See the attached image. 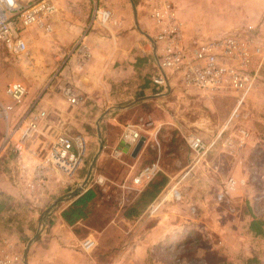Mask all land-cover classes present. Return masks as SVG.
Masks as SVG:
<instances>
[{"label": "rangeland", "instance_id": "374dc122", "mask_svg": "<svg viewBox=\"0 0 264 264\" xmlns=\"http://www.w3.org/2000/svg\"><path fill=\"white\" fill-rule=\"evenodd\" d=\"M77 1L87 3L91 13L93 0H53L59 7L75 5ZM25 39L27 54L23 56L11 57L0 46V104L11 105L8 128L12 129L25 108L37 100L51 121L55 117L51 109H57L56 106L67 115L71 111V120L77 121L81 116L78 107H69L61 94L63 85L58 73L63 58H52L51 36L34 29L25 33ZM183 39L191 38L185 35ZM173 77L177 82L173 81L171 92L166 94L162 89L159 103L154 107L164 121H151L145 115L150 111L140 109L126 116L125 121H117L118 124L98 121L97 128L92 124L91 128L82 129L90 140L86 141L88 152L82 160L81 176L95 157L89 172L93 179L90 184L97 186L93 184L94 179H103L102 186H97L99 194L91 207V215L101 221L115 215L119 218L138 197L135 189L141 185H134L132 178L142 168L157 162L162 174L154 181L163 177L167 182L172 178L180 191V201L171 199L170 187L162 193L161 189L155 205L157 198L160 200L167 194L166 198L158 208L146 212V222L116 224L120 244L144 251L143 264H245L246 259L253 260L251 264H264V237L255 236L247 227L251 215L261 222L264 231V129L258 128V121H264V92L251 90L240 101L236 94L211 95L185 90L178 86L179 78ZM11 82L26 87L27 93L19 104H12L4 95V88ZM233 113L237 117L229 120ZM128 123L143 126L139 135L149 139V154L145 158L148 164L144 159L134 163L120 147L109 146L107 142L105 130L120 137ZM3 126L0 119V140ZM240 127L252 137L241 145L237 144L236 136V129ZM189 134L200 137L208 147L198 161L191 159L184 143L183 138ZM227 137L233 141L230 146L224 143ZM115 150L122 154L116 157ZM228 179L235 181L233 190L224 188ZM220 194L223 198L218 200ZM15 198L0 195V236L17 244L23 252L37 233V221L44 220L41 213L45 210L35 212L26 194L18 193ZM190 207L194 209L192 214Z\"/></svg>", "mask_w": 264, "mask_h": 264}, {"label": "crops", "instance_id": "0c3cea01", "mask_svg": "<svg viewBox=\"0 0 264 264\" xmlns=\"http://www.w3.org/2000/svg\"><path fill=\"white\" fill-rule=\"evenodd\" d=\"M164 1L174 7L175 15L181 24L182 37L188 35L191 39L203 40L228 34L236 29L249 28L253 30L251 34L264 44V0ZM157 5L159 4L156 0H93L92 10L104 9L111 14L110 22L105 27L97 20L91 21L92 10L90 13L87 3L85 5L77 1L75 5L56 6V13L49 21L52 58L54 60L63 58L58 73L60 81L62 85L67 84L73 90L77 105L72 106L78 107L81 116L76 119L77 121L71 120V111H68L67 115L59 106H56L57 109L53 107L51 112L55 114V118L59 117L62 127H66L84 142L83 161L87 156L86 141L89 142L90 136L82 129L91 128L92 124L97 128L98 121L100 124L104 121L118 124L117 121H125L126 116L142 110L150 111L147 114L145 112V115H148L151 121H164L160 120L154 107L159 103L160 92L163 90L166 94L171 92L173 81L175 83L177 81L176 77H170L163 87L152 84V78L160 72L155 54L147 43H153L158 31L149 17L150 9ZM28 31H34V28ZM78 40L88 53L87 60L80 69L77 65V53L73 48ZM254 67L255 63L251 69L254 70ZM178 86H181L179 81ZM257 90L264 92V64L255 75L252 91ZM262 104L264 105L263 102ZM258 122V128L263 131L264 121ZM3 131L4 126L1 136ZM104 133L108 137L109 146L113 144L120 147L134 163L144 159L148 164L145 159L149 154L147 142L143 141L142 143L146 145L142 144L139 149L135 148L142 138L128 146L122 144L118 135L114 136L111 131L105 130ZM247 134L244 144L252 139L248 131ZM14 167L11 155L3 152L0 156V195L4 194L15 200L18 193L26 194L33 203L32 208L35 212L41 208L46 211L57 199H63L53 207L44 220L37 221V233L35 237L32 236L34 238L27 252L28 264H143L141 255L142 253L144 255V251L129 248V244L119 243L116 224L146 222V212L150 208H158L167 194L160 200L157 198L156 205V198L147 203L138 216L131 220L123 218L122 215L119 218L115 215L102 221L91 215V203L96 197L94 196L86 205L85 217L68 226L61 219L60 213L86 191L95 194V188L92 189L90 184L93 179L90 177L82 186L87 173L86 171L81 176L82 164L71 177L58 173L51 174L43 188L36 189L33 193L25 191L18 183L13 182L11 173ZM168 179L161 193L170 187L169 194L174 186L177 187V183L173 184L172 178ZM78 187L81 190L73 197L67 198V195ZM139 194L140 191L136 196ZM45 211H42L41 215ZM97 223L102 225L97 226ZM126 235H129V232ZM84 240L93 241L95 245L89 253L82 252L80 248Z\"/></svg>", "mask_w": 264, "mask_h": 264}, {"label": "built area", "instance_id": "2783aa9c", "mask_svg": "<svg viewBox=\"0 0 264 264\" xmlns=\"http://www.w3.org/2000/svg\"><path fill=\"white\" fill-rule=\"evenodd\" d=\"M25 1V3H23ZM150 9L149 17L158 31L153 43H147L155 54L159 74L152 78V84L163 87L168 78L177 76L185 90H199L211 95L231 93L240 96V101L254 86L257 70L264 64V44L251 33L252 29H236L231 33L217 37L183 39L181 24L172 5L164 0ZM56 6L51 0H0V46L11 57L27 54L25 33L37 29L46 34L51 33L49 23L56 13ZM111 14L104 9L94 8L91 21L105 27L110 22ZM78 40L73 47L77 53V65L80 69L87 60L88 53ZM255 63L254 70L251 69ZM26 87L19 82H11L4 88V95L12 104H19L25 97ZM61 94L66 104L77 105L73 90L63 84ZM239 101V102H240ZM37 101L30 103L12 129L8 128L11 105L0 104V119L4 131L0 140V156L3 152L11 155L15 167L11 179L25 191L33 193L43 188L47 178L58 173L65 177L74 175L82 164L85 146L82 139L72 134L61 122L53 120L49 113L38 106ZM238 103L237 105H239ZM237 117L236 113L230 117ZM229 122V121H227ZM145 125V124H144ZM141 125L126 124L119 140L128 146L137 142L142 130ZM237 144L246 141L248 134L244 128L236 129ZM184 143L193 161L200 160L207 148L202 139L194 134L186 135ZM149 139L142 138V142ZM225 145L233 141L227 137ZM156 144V142H155ZM145 145V144H143ZM121 151H114L116 157ZM162 174L158 163L153 162L142 168L133 178L135 189L141 192L143 187ZM93 184L102 186L103 179H94ZM235 181L228 179L225 190H233ZM171 199L180 201V191L175 186L170 190ZM223 196H217L221 200ZM191 214L194 212L190 207ZM95 247L93 241L84 240L80 244L82 252L89 253ZM0 264H23L22 251L17 244L0 236Z\"/></svg>", "mask_w": 264, "mask_h": 264}, {"label": "trees", "instance_id": "16d2710c", "mask_svg": "<svg viewBox=\"0 0 264 264\" xmlns=\"http://www.w3.org/2000/svg\"><path fill=\"white\" fill-rule=\"evenodd\" d=\"M166 179L161 177L159 181H152L147 184L144 189L140 192L135 202L124 209L122 213V217L131 220L138 216L141 210L145 207V205L151 202L159 193V191L163 188ZM91 188H95V194L92 191H86L83 193L78 199L73 201L66 209H64L61 213V219L68 226L74 224L78 219H82L85 217V208L88 202L97 197L99 194V189L97 186L91 185ZM95 197V199H96ZM95 199L92 201V206L95 204ZM91 206V207H92ZM248 230L253 233L255 236L264 237V231L261 227V222L249 215V221L247 223ZM254 261L251 259H246L245 264H251Z\"/></svg>", "mask_w": 264, "mask_h": 264}, {"label": "water", "instance_id": "95a60500", "mask_svg": "<svg viewBox=\"0 0 264 264\" xmlns=\"http://www.w3.org/2000/svg\"><path fill=\"white\" fill-rule=\"evenodd\" d=\"M132 11H133V16L135 17V12H134V8L132 7ZM96 134H97V138L99 139V131L96 129ZM143 143H142V141H138V143L136 144V147L135 148H140L141 147V145H142ZM100 149H101V142H99L98 143V152L100 151ZM94 159H95V157H94ZM94 159L92 160V163L90 164V166H89V168H88V171H87V173H86V176H85V178H84V180H83V182H82V186L85 184V182L87 181V178L89 177V172H90V170H91V167H92V164H93V162H94ZM81 190V188L80 187H78V188H76L72 193H70L69 195H67V198H71V197H73L77 192H79ZM63 199L62 198H59V199H57L43 214H42V217H45V216H47V214L53 209V207L54 206H56L60 201H62ZM36 235H34V237H35ZM33 237V238H34ZM33 238H32V240H33ZM29 244H30V242L26 245V247H25V249L23 250V252H22V259H23V264H27V262H26V256H27V250H28V248H29Z\"/></svg>", "mask_w": 264, "mask_h": 264}]
</instances>
